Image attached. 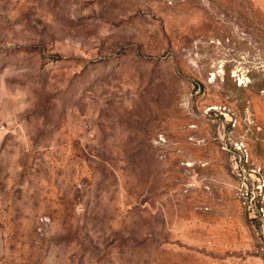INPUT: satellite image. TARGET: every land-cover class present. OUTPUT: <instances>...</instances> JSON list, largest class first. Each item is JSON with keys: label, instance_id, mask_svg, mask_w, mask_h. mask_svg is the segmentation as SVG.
Instances as JSON below:
<instances>
[{"label": "rangeland", "instance_id": "374dc122", "mask_svg": "<svg viewBox=\"0 0 264 264\" xmlns=\"http://www.w3.org/2000/svg\"><path fill=\"white\" fill-rule=\"evenodd\" d=\"M0 264H264V0H0Z\"/></svg>", "mask_w": 264, "mask_h": 264}]
</instances>
